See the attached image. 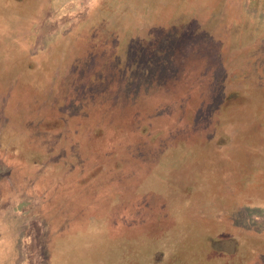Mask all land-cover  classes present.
I'll use <instances>...</instances> for the list:
<instances>
[{
  "label": "rangeland",
  "instance_id": "obj_1",
  "mask_svg": "<svg viewBox=\"0 0 264 264\" xmlns=\"http://www.w3.org/2000/svg\"><path fill=\"white\" fill-rule=\"evenodd\" d=\"M0 41V264L264 254L229 242L264 222V6L0 0Z\"/></svg>",
  "mask_w": 264,
  "mask_h": 264
},
{
  "label": "crops",
  "instance_id": "obj_2",
  "mask_svg": "<svg viewBox=\"0 0 264 264\" xmlns=\"http://www.w3.org/2000/svg\"><path fill=\"white\" fill-rule=\"evenodd\" d=\"M261 1L264 2V0H261ZM247 4H250V3H247ZM17 7L19 8V6H17ZM25 35H26V33H25ZM33 35H34L33 33L31 34V36L26 35L25 39H23L24 41L21 42V47H22V49H24V52H29V53L37 52L35 46H33V40H32ZM7 36L2 35V37L5 38V40H6ZM0 44H1V41H0ZM259 201H261V200L259 199ZM256 224H257L256 227H253L251 230L247 231L246 227H243V225H237L236 223H231L230 226H232V228L235 231L238 232V230H241V232H240L241 235L239 236L238 235L239 233L234 231V234H233L234 238L229 239V240H231L229 242H233V244L235 246H237L239 244L241 245L239 240L245 242L246 240L248 241L250 237H254V236L259 237V236H261V238L264 239V222L256 223ZM236 238H238V239H236ZM245 245H247V244H244V246ZM218 251H222V250H218ZM218 251H216V252H218ZM218 253H222V252H218ZM225 253H226V251H225ZM250 255L252 257L248 258L246 260H241V264H251V263L264 264V254H260L256 250H251L250 251ZM234 256H235V254H232L231 259L234 260V258H233ZM259 256L261 257V259L258 258ZM229 258H230V256H229ZM233 260L230 263H232ZM227 261L229 262L230 259H228Z\"/></svg>",
  "mask_w": 264,
  "mask_h": 264
},
{
  "label": "flooded vegetation",
  "instance_id": "obj_3",
  "mask_svg": "<svg viewBox=\"0 0 264 264\" xmlns=\"http://www.w3.org/2000/svg\"><path fill=\"white\" fill-rule=\"evenodd\" d=\"M252 3L257 6L258 4H260V6H264V2L261 0H252Z\"/></svg>",
  "mask_w": 264,
  "mask_h": 264
},
{
  "label": "trees",
  "instance_id": "obj_4",
  "mask_svg": "<svg viewBox=\"0 0 264 264\" xmlns=\"http://www.w3.org/2000/svg\"><path fill=\"white\" fill-rule=\"evenodd\" d=\"M113 199V198H112ZM233 222H235V221H233ZM163 255V254H162Z\"/></svg>",
  "mask_w": 264,
  "mask_h": 264
}]
</instances>
